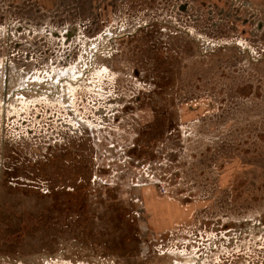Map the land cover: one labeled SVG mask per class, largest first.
Masks as SVG:
<instances>
[{"label": "rangeland", "instance_id": "rangeland-1", "mask_svg": "<svg viewBox=\"0 0 264 264\" xmlns=\"http://www.w3.org/2000/svg\"><path fill=\"white\" fill-rule=\"evenodd\" d=\"M0 0V264H264V8Z\"/></svg>", "mask_w": 264, "mask_h": 264}, {"label": "crops", "instance_id": "crops-1", "mask_svg": "<svg viewBox=\"0 0 264 264\" xmlns=\"http://www.w3.org/2000/svg\"><path fill=\"white\" fill-rule=\"evenodd\" d=\"M34 2L37 6H39L41 9L46 10L50 9L51 7H54L57 0H29ZM243 2V6L246 7H258L263 9L264 8V0H240Z\"/></svg>", "mask_w": 264, "mask_h": 264}, {"label": "built area", "instance_id": "built-area-1", "mask_svg": "<svg viewBox=\"0 0 264 264\" xmlns=\"http://www.w3.org/2000/svg\"><path fill=\"white\" fill-rule=\"evenodd\" d=\"M250 8H251V6H250Z\"/></svg>", "mask_w": 264, "mask_h": 264}]
</instances>
